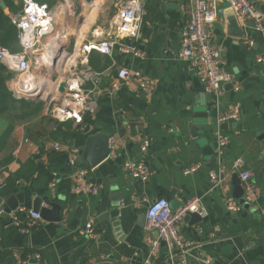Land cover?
I'll return each mask as SVG.
<instances>
[{"label":"crops","instance_id":"0c3cea01","mask_svg":"<svg viewBox=\"0 0 264 264\" xmlns=\"http://www.w3.org/2000/svg\"><path fill=\"white\" fill-rule=\"evenodd\" d=\"M34 1L62 9L65 26L77 30L85 20L86 5H90L89 12L95 11L90 31L103 17L106 4L72 0L71 7L66 0ZM118 1L110 4L114 8L107 13L103 26H97L88 36L84 32L81 39L78 35L76 40L83 41V45L104 39L105 32L111 30L109 22ZM253 1L264 13V0ZM22 3L0 0V11L15 28L13 43L6 46L12 52L22 49L12 22L20 14ZM142 6L138 36L118 38L119 43L135 44L140 56L123 54L118 45H114L111 55L96 50L68 53L65 61L74 62L72 65L78 69L88 65L104 70L103 84L107 88L115 80L119 83L116 90L99 97L95 111L85 114L80 123L55 120L42 99L16 97L15 72L0 62L12 74L4 80L3 90L30 102L29 106L17 103L9 111H0L2 203L23 192L24 202L10 211H15L22 222L29 220L36 197L48 198L60 207L58 220L51 219V213L48 218L40 216L33 220L29 232L19 230L10 212L0 208V264H147L148 258L155 264H167L163 243L155 255H149L157 232L148 228L145 210L149 201L159 197L175 200L178 207L193 201L199 207L200 221L182 220L178 226L188 243L189 264H264V62L258 61L264 54V30L257 31L250 20L240 19L231 27L230 18L235 14L228 0H217L212 42L221 48L222 70L233 76L224 84L221 95L208 96L188 60L177 56L180 28L190 12L189 0H143ZM238 30L243 36H237ZM52 61L54 65L58 60ZM49 62L42 52L37 65L32 63L31 73L43 77L45 83L55 75H50V67L46 68ZM121 67L130 71L126 80L117 78ZM135 71L139 76L134 75ZM62 77L65 79L62 74L55 85ZM235 106L237 119L219 122L220 116ZM196 112L206 117L195 116ZM99 131L110 135L109 157L94 168L71 163L70 158H76L86 137ZM217 133L228 140L221 149L217 147ZM145 138L150 144L141 154L139 148ZM126 158L144 161V181L130 177L123 166ZM237 160L241 161L239 167L235 166ZM195 163L201 166L196 172L183 173L185 167ZM216 168L224 170V179L214 186L209 170ZM246 168L254 170L251 180L257 192L248 208L242 196L234 197L233 185L234 174L239 178L241 169ZM80 169L86 171L83 183L93 186L94 194L75 191ZM229 201L240 205V209L230 210ZM42 206L52 210L49 204L42 202ZM113 208L118 209V217H110ZM88 221L92 222L93 237L79 232Z\"/></svg>","mask_w":264,"mask_h":264},{"label":"built area","instance_id":"2783aa9c","mask_svg":"<svg viewBox=\"0 0 264 264\" xmlns=\"http://www.w3.org/2000/svg\"><path fill=\"white\" fill-rule=\"evenodd\" d=\"M22 9L20 14L22 20L17 21L16 17L12 18L13 24L17 28V39L21 46L20 52H12L8 47L0 45V62L8 69L15 72L13 80L16 83L14 95L16 97L28 98L31 92L44 95V84L37 88H22L19 86L20 75L26 72H32V63L37 65L38 55L45 53L53 65V59L58 60V49L52 47L42 49L43 40L54 31L56 17L53 14L54 9L47 4L38 3L34 0H22ZM72 2V0H70ZM67 2V0H66ZM190 12L188 20L180 28V47L177 56L181 59L188 60L194 70L197 78L203 86L204 93L208 96L218 97L224 90V84L230 82L232 73L222 70L221 68V48L213 45L211 27L217 16V0H189ZM231 10L237 19L250 20L257 31L264 30V13L258 10L253 0H228ZM143 0H119L115 3L116 12L114 18L109 22L111 30L105 32L104 39L93 43L83 44L82 53L87 54L92 50L99 53L111 55L114 45L123 54L131 56H140L141 52L134 44L119 43L118 38L131 37L135 39L138 36L144 9ZM56 9V8H55ZM58 9V8H57ZM62 10V9H59ZM48 51V52H47ZM62 52V51H61ZM81 53V52H80ZM81 53V54H82ZM68 55V53H66ZM259 62H264V54L258 58ZM37 67V66H36ZM71 71L69 76L64 79L63 91L59 92V85L56 84L46 93L45 98L53 101V105L48 110V101H45L47 112L57 121L72 119L80 123L85 114H91L98 105V99L104 92L116 90L119 86L118 80H115L110 88L103 84L104 70H95L84 65L78 69L72 66L68 69ZM134 75L139 76L135 71ZM130 76V71L126 67L117 70V78L126 80ZM45 83V82H44ZM89 84V86H87ZM141 86H145L141 82ZM42 89V90H41ZM264 95V90H263ZM238 109L235 106L230 112L224 113L219 118L220 121L237 119ZM226 136L221 133L216 134L217 147L221 149L227 144ZM150 142L147 138L143 139L140 144V153L144 154ZM59 149L58 145H55ZM71 163H75V156L70 158ZM241 161L237 160L235 166L239 167ZM123 166L131 178L144 181L147 178V168L144 161L134 158H126ZM200 163H195L183 169L184 174H191L200 168ZM86 171L80 169L77 173V183L75 191L77 193L94 194L96 189L86 183H83L82 176ZM254 175L252 168L241 169L239 178L243 189V201L245 203L253 202L257 197L256 188L251 180ZM209 177L214 186L219 185L224 179V170L221 168L209 170ZM4 183L0 182V188ZM227 206L232 211L240 209V205L229 201ZM199 207L195 201L184 204L172 210L169 200L163 197L149 201L145 210V217L148 228L155 229L156 238L152 239L150 244L149 255H155L162 242L166 247L168 258L167 264H189L188 262V243L183 240L178 232V226L182 222L187 212H197ZM14 225L22 232H29L34 219L40 218L39 213L29 211V220L22 222L15 211L10 212ZM81 234L89 237L94 236L92 222L88 221L83 228L79 229ZM147 264H155L148 258Z\"/></svg>","mask_w":264,"mask_h":264},{"label":"water","instance_id":"95a60500","mask_svg":"<svg viewBox=\"0 0 264 264\" xmlns=\"http://www.w3.org/2000/svg\"><path fill=\"white\" fill-rule=\"evenodd\" d=\"M93 1L94 0H85V2H87V3H92ZM171 4L174 5L173 3H171ZM53 14L57 18L58 23L61 26L65 27V25H66L65 13L62 10L54 9ZM236 19L237 18L235 15H231V18H230L231 27L236 26L235 25V24H237ZM16 20L17 21L22 20V15L18 14L16 16ZM249 22H251V26L254 27L253 22L252 21H249ZM237 36H239V37L243 36L242 30L237 31ZM63 87H64V82H62L60 84V87H59L60 92L63 91ZM40 96H41L40 92L39 93L31 92L28 95V98L36 99V98H39ZM202 99L204 100V97ZM202 99H201V101L204 104L205 101H203ZM46 101H48V107L47 108H48V110H50L52 105H53V101L52 100L50 101L49 97L46 98ZM194 115L206 117V114H204L202 112H196ZM211 121H212V118H211ZM222 124L226 125V122H223ZM190 131L193 132V128H191ZM262 136H264V134H262ZM109 154H110V135L99 131V132H96L94 134H89L86 137L84 144L82 146L78 147L75 162L78 165L85 164L89 168H94L101 161L108 158ZM233 185H234V197L238 199L242 196L243 189H242L240 179L238 178L237 174H234V176H233ZM21 189H23V188H21ZM23 198H24V194H23V192H20L18 194L9 196L5 200V202L2 203L3 198L0 196V208L7 213L10 212L11 210H15L18 207V205H21L24 202ZM42 202H44V204H49L52 207V210H48L47 208L42 206ZM248 204L249 203H245L244 204L245 207L248 208ZM169 205H170V208L172 210H175L179 206L178 202H176L175 200H170ZM59 209H60L59 205L55 202L50 201L48 198L41 199L40 197H36L32 201V211L39 213V215L42 218H45V217L48 218L49 214L51 213V214H54V216H52L51 219L58 220ZM118 213H119L118 209L113 208L110 212V217L111 218L118 217ZM201 219L202 218H201L200 214L197 212H187L183 217V220L186 222L187 221H195L196 222V221H200Z\"/></svg>","mask_w":264,"mask_h":264},{"label":"rangeland","instance_id":"374dc122","mask_svg":"<svg viewBox=\"0 0 264 264\" xmlns=\"http://www.w3.org/2000/svg\"><path fill=\"white\" fill-rule=\"evenodd\" d=\"M106 2V4H105V6H104V12L105 13H103L102 15H103V17L102 16H100V19L99 20H97L96 21V24L95 25H93L94 23H92V25H93V27L91 28V31H90V27H89V29H85L84 31L86 32V36H88V34H89V32L91 33L97 26H103V24H105L104 22L106 21L105 19H106V17H107V13H111V11H112V8H114V7H111V3L113 2V1H116V0H98L97 2H96V5H100L102 2ZM69 5H71V3L69 4ZM90 5H87L86 6V8H85V10L83 11L84 13L86 12V11H88L89 9H90ZM63 11V10H62ZM64 12V11H63ZM97 12H98V10H96V14H97ZM65 13V12H64ZM94 20H96V17H95V19ZM95 22V21H94ZM65 28H67L68 29V27L67 26H65L64 28L57 22V20H56V23H55V27H54V30H56V29H60V31H61V29H65ZM77 29H75V27H72L71 29H68V31H67V33L64 35V37H62V40H63V42H62V46H60V49H58L59 51H58V54H61V53H64V54H66V53H72L73 51L76 53V54H80V49H81V47H82V44L81 43H83V41H81L80 42V44H77V47H76V49H75V45H76V39H77V31H76ZM53 32H55V31H53ZM52 32V33H53ZM83 40H84V38H83ZM79 42V41H78ZM74 49V50H73ZM44 52H45V50H43ZM62 51V52H61ZM78 56V55H77ZM69 62H67L66 63V67L67 68H69V67H72L73 65H72V63H74V62H71V64H68ZM49 67H50V69H51V73L52 74H50V72L48 71V70H50L49 69ZM46 68L48 69V70H46ZM46 68H43V71L44 72H46L47 74H50V75H53V74H55L54 75V78H53V80H50L49 82H48V78L46 79V84H45V92H44V95L42 96V97H39V99H42L43 101H44V103H45V101H46V98H45V95H46V93L49 91V88H53L54 86H55V83H53V82H55L57 79H59L60 78V76H62L61 75V73L64 75V77L66 78L67 76H69V74H70V72L71 71H68V69L67 70H65L64 72H62L61 71V69H59V68H57V64H56V67L55 66H53V67H51L50 65H48ZM56 68L58 69V70H60V73H58V72H56ZM36 69H38L39 70V68L37 67ZM40 74V73H39ZM38 78H42V77H40V76H38ZM60 80V79H59ZM63 80H64V78H63ZM63 80H62V82H63ZM40 82V81H39ZM42 82V81H41ZM61 82V81H60ZM43 84H44V81H43ZM50 84V85H49ZM56 84H58L59 85V87H60V84L61 83H56ZM48 90V91H47ZM58 91H59V88H58ZM60 92V91H59ZM62 92V91H61ZM46 107V106H45Z\"/></svg>","mask_w":264,"mask_h":264},{"label":"bare ground","instance_id":"6f19581e","mask_svg":"<svg viewBox=\"0 0 264 264\" xmlns=\"http://www.w3.org/2000/svg\"><path fill=\"white\" fill-rule=\"evenodd\" d=\"M67 4L69 5L70 3H71V1L70 0H67ZM93 3V2H92ZM91 4V3H90ZM92 5V4H91ZM93 5H95V3L93 4ZM69 6H71V5H69ZM87 6V5H86ZM96 6V5H95ZM72 7V6H71ZM92 8V7H91ZM94 9V8H93ZM98 10V9H97ZM90 10H88V11H86L85 13H84V17H85V20L83 21L82 19V21H83V24L80 26L79 25V30H76L77 31V35H79V38L80 37H83L84 35H83V33L89 28V25H90V22L92 21V19H93V17H94V14H95V11L94 10H92L91 12H89ZM82 12V11H81ZM83 18V17H82ZM86 29V30H85ZM85 30V31H84ZM55 32H53V33H51V34H49L48 36H47V38H45L44 40H43V46H42V49L41 50H43V49H48V48H50V47H52L53 49H55V48H57V49H60V46H62L63 44H62V42H63V40H62V37H64V35L67 33V31H68V29L67 28H65V29H61V31H60V29H56V30H54ZM81 39V38H80ZM77 41H79V42H77L76 43V47H77V44H80V40L78 39ZM82 47H81V49H80V52L82 53ZM48 52V51H47ZM58 55H60V54H58ZM69 55H67V54H64V53H62L61 54V56H60V58H58V61H57V66H58V68L59 69H61V71L62 72H64L65 70H67V69H69V68H67L66 67V61H65V59L68 57ZM72 68V67H71ZM61 75H62V73H61ZM63 78V77H62ZM43 80H44V78L42 77V79H40V78H38V75L36 76L35 74H33V73H31V72H26V73H23V74H21L20 75V82L18 83L19 84V86L20 87H22V88H28V89H35V88H37L38 86H42V84H43ZM40 81V82H39ZM42 81V82H41ZM54 83V82H53ZM58 83H62V81L60 82H58ZM45 84L46 83H44V86H45ZM50 85V84H49ZM41 88H43V86L41 87ZM42 90V89H41ZM49 90H50V88H49ZM48 91V90H47Z\"/></svg>","mask_w":264,"mask_h":264},{"label":"trees","instance_id":"16d2710c","mask_svg":"<svg viewBox=\"0 0 264 264\" xmlns=\"http://www.w3.org/2000/svg\"><path fill=\"white\" fill-rule=\"evenodd\" d=\"M15 32V28L10 23V19L3 15L0 11V44L4 46H9L10 43L14 41L13 33ZM91 65L92 62L88 60ZM12 74L9 70H7L3 64L0 63V111H9L12 109L17 103L23 105H30V102H25L23 98L16 99L12 96L11 91L3 90L4 80H8L11 78Z\"/></svg>","mask_w":264,"mask_h":264}]
</instances>
